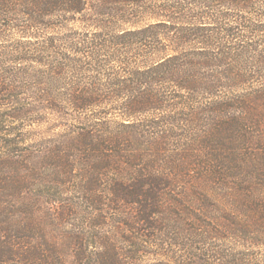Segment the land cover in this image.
<instances>
[{
  "label": "trees",
  "instance_id": "1",
  "mask_svg": "<svg viewBox=\"0 0 264 264\" xmlns=\"http://www.w3.org/2000/svg\"><path fill=\"white\" fill-rule=\"evenodd\" d=\"M262 124L264 0H0V264H264Z\"/></svg>",
  "mask_w": 264,
  "mask_h": 264
},
{
  "label": "rangeland",
  "instance_id": "2",
  "mask_svg": "<svg viewBox=\"0 0 264 264\" xmlns=\"http://www.w3.org/2000/svg\"><path fill=\"white\" fill-rule=\"evenodd\" d=\"M72 26V24H71ZM25 127L27 128H33V129H37L38 132H41L45 129H47L48 131L51 129V124L48 123V125H43V126H40V127H35V126H30V125H24ZM52 130V129H51ZM36 131V133H37ZM262 131H264V124H262L261 126H257L255 129H254V132H253V138H257V139H260V136L263 135L264 133H261ZM252 141L253 143H249L248 146L246 147H250V146H255L257 147V144H256V140ZM197 147L198 149L200 147L198 146H195ZM168 149H171L169 150V156H170V159H172V156L171 155H174L175 152L177 153L178 151H175L177 149V145H174V144H170L169 146H167ZM244 149L240 150L238 152L241 153ZM171 151V152H170ZM219 151V150H218ZM257 151H255V149H250V150H246L245 152H243L244 154H239V156L241 155L242 157H245V156H251L252 158H257V156H260L259 153H256ZM220 153V151H219ZM161 155H164V154H161ZM168 156V154H165ZM164 155V157H165ZM174 156H178V155H174ZM224 156V155H223ZM163 157V156H162ZM248 159H251V158H248ZM170 169V168H169ZM172 171V169H171ZM238 180L237 179H234V178H230L229 180V184L231 186H236ZM239 183V182H238ZM219 185V184H217ZM83 210L85 211V213L87 214V217L89 216V220L90 219H94L96 216H98L99 218H102V219H105V221H107V223H109V220H107V218H109L110 220H113L111 217H114L117 219V207L114 206V205H110L108 201L104 200V202H100L98 203L97 205H93V206H90V205H86ZM131 210L129 209H125V212H130ZM132 213V212H130ZM106 222L103 223L104 226L108 225ZM109 229V228H107ZM106 231V228L105 230H103V232ZM264 250V248H263Z\"/></svg>",
  "mask_w": 264,
  "mask_h": 264
}]
</instances>
